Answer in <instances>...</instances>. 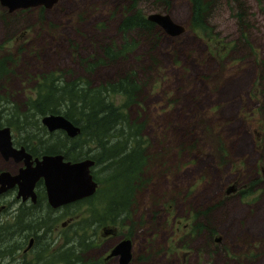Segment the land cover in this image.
<instances>
[{
  "label": "rangeland",
  "instance_id": "rangeland-1",
  "mask_svg": "<svg viewBox=\"0 0 264 264\" xmlns=\"http://www.w3.org/2000/svg\"><path fill=\"white\" fill-rule=\"evenodd\" d=\"M166 1L136 6L145 14L167 12L182 25L179 34L156 25L154 42L137 35L125 57L91 70L102 43L119 41L116 25L127 0H56L42 18L36 7L8 12L0 5V49L12 57L0 79V122L10 105L2 98L23 108L45 71L97 81L133 68L142 79L128 113L143 123L148 165L130 213L113 224L84 218L98 217L109 190L105 161L95 164L100 191L68 204L66 235L42 237L26 254L32 264H116L103 256L127 234L128 264H264V0H209L204 21L212 27L204 30L188 26L189 0ZM31 129V144L60 140L41 126ZM21 136L11 129L14 142L23 143ZM102 226L113 231L104 235ZM85 237L90 246L78 251L81 259L69 254L51 262L49 253L72 242L76 252ZM0 260L10 257L0 253Z\"/></svg>",
  "mask_w": 264,
  "mask_h": 264
},
{
  "label": "trees",
  "instance_id": "trees-1",
  "mask_svg": "<svg viewBox=\"0 0 264 264\" xmlns=\"http://www.w3.org/2000/svg\"><path fill=\"white\" fill-rule=\"evenodd\" d=\"M157 1L167 3L164 0ZM208 2L209 0H189L190 29L207 28L204 25V18ZM33 7L39 9L42 18L44 8L40 5ZM120 16L116 25L119 41L102 43L100 49L102 54L92 60L93 67H89L90 70L116 58L125 57L136 47L137 41L134 37H138L137 35L143 34V38H147L150 43L155 41L154 34L155 39L160 37L156 24L146 19L145 13L136 6V0H127ZM11 60L12 57L0 49V79L9 73ZM141 84L142 79L133 68L124 69L109 78L97 81L86 76L66 77L61 71L50 70L35 77L30 86L33 95L27 96L23 108L15 102L8 101L7 98H2L10 105L6 108L3 114L4 121L0 122V125L17 129L24 139L23 146L30 152L34 154L61 152L63 157L69 160L91 158L93 164L90 166V172L95 164L105 161L109 169L105 180L109 183V190L108 193H103V203L98 210V217H84L88 222L104 221L113 224L123 219L130 213L134 189L144 181L140 178L148 165L149 141L143 135V123L132 119L128 113V107L138 96ZM112 95H120L121 103L114 102ZM49 112L64 115L79 127V132L69 137L62 130H53L48 135H58L60 140L38 139V150L35 151L27 145L31 139L29 133H32L33 125L46 130L42 124L39 125V119L41 115ZM87 141H93L94 148L89 147ZM93 179L98 178L95 176ZM98 183L100 182L96 183V188L89 197L96 196L100 191L97 188ZM86 239V237L83 240L78 239L76 252L72 250L75 245V242H72V245L64 249L66 253H61L62 259L69 254L81 259L78 251L82 252L90 246ZM59 254L49 253L51 262Z\"/></svg>",
  "mask_w": 264,
  "mask_h": 264
},
{
  "label": "water",
  "instance_id": "water-1",
  "mask_svg": "<svg viewBox=\"0 0 264 264\" xmlns=\"http://www.w3.org/2000/svg\"><path fill=\"white\" fill-rule=\"evenodd\" d=\"M55 1L0 0V5L10 12L17 8L38 5L48 8ZM145 17L167 34H179L183 30L182 25L173 21L167 12L150 11L145 14ZM39 120L47 131L59 129L69 137H73L79 132V127L61 113H45L40 116ZM0 152L4 157L12 156L14 159L21 157L24 159V166L19 168L18 172L0 171V190L16 183L18 194H21L22 198L30 195L34 199L32 186L41 177L47 202L51 206H58L89 196L96 188V181L90 172V166L93 164L91 158L69 160L65 159L61 153H43L40 157H34L32 164L30 154L22 145L15 147L11 144L10 131L7 125L0 126ZM262 170L264 174V169ZM106 230L105 233L111 229ZM130 249V238H121L113 244L106 257L113 255L117 257L116 264H127L131 257Z\"/></svg>",
  "mask_w": 264,
  "mask_h": 264
},
{
  "label": "flooded vegetation",
  "instance_id": "flooded-vegetation-1",
  "mask_svg": "<svg viewBox=\"0 0 264 264\" xmlns=\"http://www.w3.org/2000/svg\"><path fill=\"white\" fill-rule=\"evenodd\" d=\"M204 25L206 27H212L210 23H208V21H205ZM9 131L11 139L10 127ZM11 144L15 147H18L19 145L23 146L22 143H16L12 139ZM27 145L31 146L35 151L38 150V143H29ZM24 149L30 154L32 164L34 163V157H40L41 154L47 153L43 152L34 154L27 148L24 147ZM0 160H9V165H7L6 163V166H0V171L5 170L10 173H16L18 172L19 168H22L24 166V159L22 157L18 159H14L12 156L4 157L0 152ZM261 172L263 173V170ZM32 191L34 193V199H32L30 195H26L24 198H22L21 194H18V185L16 183L0 190V253L6 254V260L10 257V260L6 262L7 264H32L34 260L27 259L26 254L33 250L35 244L42 237L49 238L51 240L53 236L60 237L66 235L65 227L67 225V220H63V216H67V210L65 211V209L68 204L78 202L80 200L86 199V197H89L86 196L73 200L71 202L60 204L58 206H51L47 202L41 177H39L34 182ZM106 229L111 230L105 233ZM112 231L113 227L111 226L101 227V233L104 235L110 234ZM75 234L77 235V233ZM65 239L64 242L66 241ZM43 241L44 244L48 243V241L46 240ZM110 248L108 249V251L110 250ZM62 250L58 251V253L60 254L58 255V257H56V259L62 260L61 253L64 251ZM108 251L106 252V254L108 253ZM106 254L103 256V261L109 260L110 258L117 259V257L113 255L106 257ZM0 264L5 263L4 261L0 260Z\"/></svg>",
  "mask_w": 264,
  "mask_h": 264
}]
</instances>
